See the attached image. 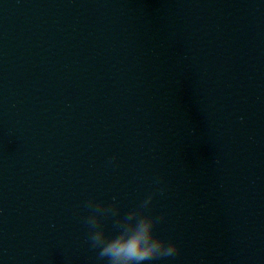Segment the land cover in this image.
Here are the masks:
<instances>
[{
	"label": "water",
	"instance_id": "1",
	"mask_svg": "<svg viewBox=\"0 0 264 264\" xmlns=\"http://www.w3.org/2000/svg\"><path fill=\"white\" fill-rule=\"evenodd\" d=\"M157 180L146 264L264 242V0H0V264H106L86 202Z\"/></svg>",
	"mask_w": 264,
	"mask_h": 264
},
{
	"label": "clouds",
	"instance_id": "2",
	"mask_svg": "<svg viewBox=\"0 0 264 264\" xmlns=\"http://www.w3.org/2000/svg\"><path fill=\"white\" fill-rule=\"evenodd\" d=\"M117 157L110 158L109 163ZM134 208L120 214V208L113 197L111 203L88 200L85 207L89 210L83 218L87 228V243L96 252L98 262L106 264H146L158 259L174 258L180 251L179 244L167 240L156 233V226L164 219L150 211L154 198L163 195L160 181ZM111 221L112 232L107 222Z\"/></svg>",
	"mask_w": 264,
	"mask_h": 264
}]
</instances>
